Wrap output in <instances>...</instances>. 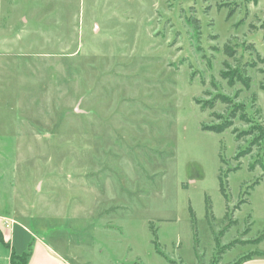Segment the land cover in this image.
<instances>
[{"label":"rangeland","instance_id":"374dc122","mask_svg":"<svg viewBox=\"0 0 264 264\" xmlns=\"http://www.w3.org/2000/svg\"><path fill=\"white\" fill-rule=\"evenodd\" d=\"M0 1V218L24 249L41 238L69 264L264 249V0Z\"/></svg>","mask_w":264,"mask_h":264},{"label":"crops","instance_id":"0c3cea01","mask_svg":"<svg viewBox=\"0 0 264 264\" xmlns=\"http://www.w3.org/2000/svg\"><path fill=\"white\" fill-rule=\"evenodd\" d=\"M7 220L4 217L0 218V264L10 263L11 252L17 255L25 252L26 239L31 236L21 227H12V219L10 220L11 224ZM13 225L15 224L13 223ZM32 240V250L26 264H69L55 254L43 239L34 238ZM10 241H12V246H10ZM258 246L259 244H257V251H253L251 256L243 259L239 264H264V249H260Z\"/></svg>","mask_w":264,"mask_h":264},{"label":"trees","instance_id":"16d2710c","mask_svg":"<svg viewBox=\"0 0 264 264\" xmlns=\"http://www.w3.org/2000/svg\"><path fill=\"white\" fill-rule=\"evenodd\" d=\"M228 54L231 53V51L227 50ZM198 102V101H197ZM209 105L210 107H212V103L209 102V103H206V105L204 106H201V110H204L205 106ZM229 125L228 123H225V124H221V125H210V126H205L203 125V129H206V130H211V131H214V132H220L222 131L223 129L227 128ZM222 190V188H221ZM262 239H264V233H262L260 235L259 238H257L256 242L258 243L259 241H261ZM30 252H31V249L28 247L27 250L19 255L17 254H14L13 252H11V256H10V263L9 264H26L27 261H28V258L30 256ZM252 253L250 254H247V255H244L242 256L240 259H238L237 261L233 262V263H230V264H239L243 259L251 256Z\"/></svg>","mask_w":264,"mask_h":264}]
</instances>
